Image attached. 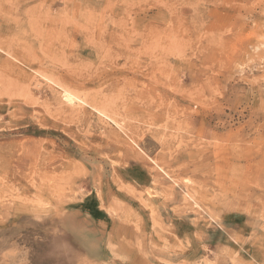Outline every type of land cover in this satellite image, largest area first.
<instances>
[{
    "label": "rangeland",
    "instance_id": "rangeland-1",
    "mask_svg": "<svg viewBox=\"0 0 264 264\" xmlns=\"http://www.w3.org/2000/svg\"><path fill=\"white\" fill-rule=\"evenodd\" d=\"M0 264H264V0H0Z\"/></svg>",
    "mask_w": 264,
    "mask_h": 264
},
{
    "label": "bare ground",
    "instance_id": "bare-ground-1",
    "mask_svg": "<svg viewBox=\"0 0 264 264\" xmlns=\"http://www.w3.org/2000/svg\"><path fill=\"white\" fill-rule=\"evenodd\" d=\"M3 50V49H2ZM4 51V50H3ZM7 53V52H6ZM9 54V53H8ZM11 54V53H10ZM25 67V66H24ZM41 71V70H40ZM14 72L15 73H17L18 75H20L19 76V79L20 80H25L26 78H25V76H24V74H26V73H24V72H22V70L20 69V68H14ZM35 79V78H34ZM51 80V79H50ZM31 82V81H30ZM19 84V83H18ZM25 86H27V85H25ZM59 86V85H58ZM29 87V86H28ZM23 88H25V87H23ZM60 88H62L61 87V85H60ZM26 89V88H25ZM64 89V88H63ZM25 91V90H24ZM27 91V90H26ZM25 91V92H26ZM65 94H64V101H66V102H68V103H71V104H75V103H77V102H83L84 103V101L82 100L83 99V97L80 99V97L78 96V95H76L70 88H66L65 89ZM85 105H88V103H85ZM79 106H81V105H79ZM89 106V105H88ZM91 107V106H90ZM101 107V106H100ZM92 108V107H91ZM97 108V107H96ZM94 109V108H93ZM95 110H97V109H95ZM61 111V110H60ZM102 116H104V118H107V120H110L111 118H110V116L107 114V113H105V112H102V110H97ZM101 116V117H102ZM103 118V119H104ZM110 118V119H109ZM262 147V146H261ZM254 150V149H253Z\"/></svg>",
    "mask_w": 264,
    "mask_h": 264
}]
</instances>
